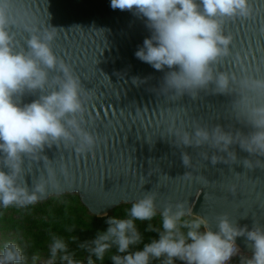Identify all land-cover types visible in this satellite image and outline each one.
Segmentation results:
<instances>
[{
	"label": "clouds",
	"instance_id": "clouds-1",
	"mask_svg": "<svg viewBox=\"0 0 264 264\" xmlns=\"http://www.w3.org/2000/svg\"><path fill=\"white\" fill-rule=\"evenodd\" d=\"M13 7L14 0H0V207L23 209L50 195L61 196L68 190L65 184L70 187L67 166H57L56 161L42 155L45 146L62 144L84 154L96 147L99 138L85 126L90 94L71 66L53 50L57 28L41 32L25 24L29 32L26 47L17 49L10 31L18 22ZM111 7L134 10V14L147 19L152 35L135 52L138 59L156 70L165 66L178 68L165 74L163 92L174 90L173 99L185 92L195 97L198 89L214 82V91L237 94L232 110L237 119L252 128L245 135L224 131L220 125L209 130L196 124L194 133L170 127L167 133L175 135L178 146L207 144L227 153V157L213 154V164L221 160L228 163V158L235 162L236 153L229 150L235 143L250 154L264 156V74L237 77L214 69L215 64L230 55L232 36L224 33V22L250 17L253 12L250 0H111ZM37 90L39 97L21 106L17 97ZM203 157L209 158L207 153ZM41 159L44 168L30 188L25 174L31 172L33 161ZM182 161L185 166H192L187 153H182ZM243 164L248 169L264 168L259 159L255 162L245 159ZM183 178L199 182L202 176L186 173ZM157 214L156 196L149 192L132 203L128 218H108L105 232L78 245L89 253L87 264H94L93 255L103 260L112 247L118 253L110 257L113 264H151L161 258L163 264H173L175 259L186 264H227L240 251L236 244L239 236L246 237L252 249L251 257L240 256V264H264V226L241 228L225 213L217 218L214 231L205 217L187 208L186 202L165 205L159 212L162 230L151 223L145 229L158 232L159 238L144 244L142 250L130 251L131 246L142 241L134 221H152ZM71 240L74 242L77 237ZM50 253L53 260L58 253H64L61 260L67 264H83L68 254L65 239L54 234ZM25 259L23 250L14 241L5 242L0 248V264H22Z\"/></svg>",
	"mask_w": 264,
	"mask_h": 264
},
{
	"label": "water",
	"instance_id": "water-1",
	"mask_svg": "<svg viewBox=\"0 0 264 264\" xmlns=\"http://www.w3.org/2000/svg\"><path fill=\"white\" fill-rule=\"evenodd\" d=\"M250 4V17L223 24L232 42L230 55L214 65L217 72L237 77L264 74V0H250ZM13 15L18 22L10 31L17 49L26 47L25 24L41 32L57 28L53 50L90 94L85 126L99 138L96 147L80 154L73 147L53 144L42 153L57 166H67L70 187L65 184L68 190L63 194H77L95 217L152 192L158 213L169 203L186 202L214 231L217 218L225 213L238 227L264 226V168L248 169L243 164L245 159L264 162V156L250 154L235 143L229 149L236 153L235 162L228 158V163L213 164V154L227 157V153L207 144L178 146L175 135L167 133L170 127L194 133L199 124L247 135L251 126L232 110L236 93H218L214 82L198 89L195 97L185 92L173 99L174 90L163 92L165 74L178 68L156 70L135 56L152 30L145 17L134 10L113 9L111 0H14ZM39 95V90L26 91L17 99L23 106ZM182 153L190 156L192 166L183 164ZM43 168L42 159L32 162L31 172L25 174L30 188ZM186 173L202 179L185 180ZM236 244L252 255L246 237H237Z\"/></svg>",
	"mask_w": 264,
	"mask_h": 264
},
{
	"label": "trees",
	"instance_id": "trees-1",
	"mask_svg": "<svg viewBox=\"0 0 264 264\" xmlns=\"http://www.w3.org/2000/svg\"><path fill=\"white\" fill-rule=\"evenodd\" d=\"M132 204H121L115 207L108 215L95 217L82 205L77 194H63L53 196L43 202L27 208L0 207V248L7 241L16 242L24 252L25 261L28 264L32 257L51 260L53 264H67L61 260L64 253H58L55 260L51 258L50 244L52 235L65 239L68 243V254L73 259L87 264L89 253L78 247L80 243L91 241L98 233L105 232L109 225L106 223L110 217L118 219L128 218ZM187 218V217H186ZM137 230L141 233L142 241L130 247V251L142 250L144 244L159 238V233L145 231L148 223L154 228L162 230V219L159 213L152 221H134ZM73 228L72 231H68ZM77 240L72 241L71 237ZM118 254L115 247L106 252L103 260H98L94 255V264H113L111 255ZM123 255V254H122ZM240 256H237L230 264H240ZM245 257H251L243 254ZM186 262L175 259L173 264H185ZM151 264H163V258L152 260Z\"/></svg>",
	"mask_w": 264,
	"mask_h": 264
},
{
	"label": "rangeland",
	"instance_id": "rangeland-1",
	"mask_svg": "<svg viewBox=\"0 0 264 264\" xmlns=\"http://www.w3.org/2000/svg\"><path fill=\"white\" fill-rule=\"evenodd\" d=\"M28 264H53V262L51 260L37 258L36 260L30 261Z\"/></svg>",
	"mask_w": 264,
	"mask_h": 264
},
{
	"label": "built area",
	"instance_id": "built-area-1",
	"mask_svg": "<svg viewBox=\"0 0 264 264\" xmlns=\"http://www.w3.org/2000/svg\"><path fill=\"white\" fill-rule=\"evenodd\" d=\"M238 246V245H237ZM239 248V247H238ZM239 253L236 255V256H234V257H232L231 258V260L230 261H228L227 262V264H230L237 256H239V255H243L244 253L242 252V250L239 248ZM246 255V254H245ZM250 256V255H249ZM186 264V263H185Z\"/></svg>",
	"mask_w": 264,
	"mask_h": 264
}]
</instances>
